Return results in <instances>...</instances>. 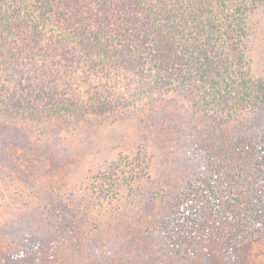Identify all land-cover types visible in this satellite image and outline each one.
Listing matches in <instances>:
<instances>
[{"label":"trees","instance_id":"obj_1","mask_svg":"<svg viewBox=\"0 0 264 264\" xmlns=\"http://www.w3.org/2000/svg\"><path fill=\"white\" fill-rule=\"evenodd\" d=\"M99 133L116 180L89 219L67 149ZM13 185L46 230L0 238V264H264V0H0Z\"/></svg>","mask_w":264,"mask_h":264},{"label":"rangeland","instance_id":"obj_2","mask_svg":"<svg viewBox=\"0 0 264 264\" xmlns=\"http://www.w3.org/2000/svg\"><path fill=\"white\" fill-rule=\"evenodd\" d=\"M115 137L116 135L99 133L89 137L86 144L78 145L73 142L68 146L69 150L67 149L72 169L68 188L74 194L75 203L89 219L96 215V211L87 205L100 203L115 185L116 176L101 174L106 168L107 159L113 156ZM40 203L41 200L34 190H29L23 185L10 187L0 201V238L14 241L27 233L45 231ZM103 209V222L100 226L107 228L105 231L110 233L108 230L113 224L110 220L112 217L107 212V206ZM94 256L91 254L87 259L92 260Z\"/></svg>","mask_w":264,"mask_h":264}]
</instances>
